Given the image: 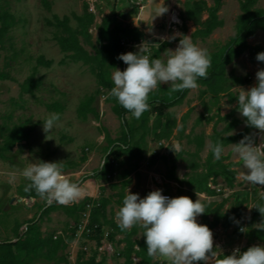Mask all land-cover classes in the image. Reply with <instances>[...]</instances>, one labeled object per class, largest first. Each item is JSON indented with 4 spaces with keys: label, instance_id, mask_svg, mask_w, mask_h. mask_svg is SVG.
I'll return each mask as SVG.
<instances>
[{
    "label": "rangeland",
    "instance_id": "rangeland-1",
    "mask_svg": "<svg viewBox=\"0 0 264 264\" xmlns=\"http://www.w3.org/2000/svg\"><path fill=\"white\" fill-rule=\"evenodd\" d=\"M199 1L166 0L168 12L155 17L154 13L160 7L157 5L160 0H0V13H8L14 22L0 44V74L4 75L0 78V148L13 136L28 135L27 140L17 143L13 150L0 154V242L16 240L18 232L25 231V223L38 218L42 213L45 200L39 198L33 202L31 198L26 197L29 182L20 175L27 165L36 160L60 162L63 173L71 182L79 185L81 196H89L96 200L95 206H99L104 199H110L107 205L108 220L113 219L116 224V213L122 206L117 195L121 192L124 182L130 183L125 193L129 189L131 193H138L143 198L148 195L149 189H159L173 197L187 196L193 202L200 197L204 211L207 210L211 197L190 186H182L180 181L188 180L192 174L191 164L205 165L211 150L208 134L212 135L214 128L221 132L226 127L225 122L218 121V113L221 116L229 114L237 106V102H231L229 96L225 95L218 104H215L212 96L202 95L205 88L199 86L194 90L189 89L184 102L173 109L165 110L162 118V124L165 125L168 115H171L177 120L179 130H173L170 137L163 140L156 137L159 130L152 131L141 143V151H136L141 155V159L134 157L129 160V153H120L117 146L109 159L114 165L112 177L95 178L94 172L105 162L106 156L111 153V149L113 150L114 142L120 143L123 139L122 123L113 110L114 103L107 100L108 94L98 93V83L90 68L83 63H74L66 59V55L61 52L54 39L56 29L50 25L55 17L60 19L68 17L71 27L77 28L74 16H82L85 4H88L96 17L95 25L90 29L93 42L97 40L98 26L102 19L116 14L124 25L137 28L144 34L141 42L151 45L150 51L155 58L161 56L166 49L175 50L178 46L180 37L174 41H169L167 37L177 32L183 33L184 25L187 31L183 34L191 36L199 27V20L203 22L208 18V12L204 11L200 19H188L187 16L193 12L195 4ZM205 1L208 7L213 6L212 0ZM240 1L223 0L219 12L223 27L216 29L207 39L197 40V44L207 49L211 55L226 46L235 36L237 19L242 13ZM135 7L138 8L136 12ZM256 8L264 10V0H259ZM174 13L180 14L181 23L171 28L169 20ZM141 42L126 47L125 54L137 52V46ZM248 43L264 48V32L257 31L248 39ZM85 48L94 53L90 46L86 45ZM40 60L51 64H39ZM126 67L124 63L118 69L123 71ZM261 68H264V62H250L248 52L231 63L227 67L228 77H249L251 80L247 86L235 85L232 93L237 95L239 88L247 90L255 86L256 73ZM32 76L39 82L38 86L33 89L32 94L23 93L21 86ZM161 87L168 88L170 85L162 84ZM156 90L157 88L149 94V99L153 98ZM92 96L95 97L93 107L97 115L89 114L87 119L83 120L78 116V109L82 102ZM55 106L62 107L63 111L59 112ZM158 108L157 104L152 106L150 126L157 120ZM53 114L59 119L54 129L50 133H45L43 121ZM186 114L189 115L185 133L181 135L182 118ZM236 116L242 124L229 135L238 134L246 128L245 119L241 117L239 111ZM203 117L206 119L200 121ZM18 129L20 131H17ZM257 131L254 129L251 133L257 137L259 136ZM201 135L206 137L205 146L197 157L192 156L197 152V146L195 143H189V137L193 139ZM176 145H180L179 151L176 150ZM232 148V144L226 147L223 155L228 157L226 164L238 165L234 168L237 172L235 186L231 188L234 193L218 195L228 199L223 208L224 214L232 210L237 199L249 197L241 218L248 223L246 235L243 237H238L234 233V225L226 230L223 227L226 222L224 219L212 230L213 249L206 255L211 256L214 252L218 258L231 255L236 248L244 252L248 247L264 244L262 239L249 237L253 230H258L255 225L264 221V215L260 213L249 227L252 211L247 207L259 203L264 206V191L262 185L253 186L242 179L241 174L246 170L242 163L238 162ZM202 171L203 169L199 172ZM172 172H175V179L169 178ZM13 173L16 176L15 180L11 178ZM124 173H129L125 179L122 177ZM211 181L210 187L226 186L222 179H217L216 185ZM81 196L76 200L80 201ZM19 199L26 201L19 202ZM202 216L203 214L197 217L200 224H203ZM209 218L210 221L213 220L212 215ZM72 225L73 220L62 209L44 216L39 222L44 238L51 235L55 239L61 235L66 238L72 236L70 232L74 229ZM143 231L140 227L134 240H141L144 237ZM110 234H116L113 241L109 239ZM80 236L81 232L77 230L76 236L68 243L66 250L59 252L58 259L66 258L68 261L60 264H78L80 258L82 261H89L93 256L97 262L103 264H125V258L121 256L125 244L120 243L125 235L119 233L117 229L111 230L110 226H105L101 245H98L96 240ZM156 261L164 262L159 257H155L154 262ZM139 262V259L134 260V264ZM34 264H56V260L47 262L40 258ZM195 264H205V261ZM207 264H214V261L209 260Z\"/></svg>",
    "mask_w": 264,
    "mask_h": 264
},
{
    "label": "trees",
    "instance_id": "trees-1",
    "mask_svg": "<svg viewBox=\"0 0 264 264\" xmlns=\"http://www.w3.org/2000/svg\"><path fill=\"white\" fill-rule=\"evenodd\" d=\"M213 6L208 7L205 0H200L195 4L193 12H189L188 19L193 20L201 17L204 11L208 12L209 16L205 21L199 20V27L191 35L192 40L197 43L198 39H207L212 33L223 27L224 23L219 18V12L223 6V0H212ZM259 0H241L240 8L241 15L237 19L236 34L224 47H221L218 52L212 54L211 67L208 69L207 79H201L198 81L200 87L205 88L202 95H210L214 98L215 104H218L222 95L229 96L231 102H237V106L227 115L221 116L218 114V121L225 122L226 127L221 131H217L210 136L211 145L215 144L222 138L224 147L231 145L232 143H238L244 135L249 134L254 128L246 127L243 131L235 135H229L233 132L242 121L237 118L238 113V101L236 94L232 93V89L235 85L246 86L251 83L249 77H228L227 67L233 63L237 58L245 53L250 54V60L254 62L258 53L264 52V48L259 46H251L248 43V39L253 37L257 31L264 32V10L256 8ZM135 12L137 7L134 8ZM77 21V28H73L70 25V19L64 17L54 18V22H50V25L56 29L54 39L59 46L62 53L66 55V59L74 63H83L88 66L91 73L95 76L98 83V93L110 92L113 87L111 75L115 68L123 66L124 62L118 60L117 57L124 51L122 42L126 41L128 44H138L143 39L144 34L137 28H133L128 25H124L120 21L118 15L105 16L100 25L98 26V36L96 42L92 41L90 29L95 25V15L90 11L88 4H85L84 14L82 16H74ZM8 13H0V44L3 43L5 36L9 33L13 26V20ZM184 34L187 31L186 25H184ZM90 46L94 53H90L85 46ZM39 64L50 65L51 63L40 60ZM4 75L0 74V78ZM38 81L34 80V76L27 79L21 86L22 92L26 94H32L33 89L38 86ZM189 90V89H188ZM188 90L173 92L170 87L162 88L157 87V90L153 93V98L149 99L150 109L143 113L140 119H135L130 113L124 109L115 98L109 97L107 100L114 103V112L121 120L123 127V139L120 143L114 142L113 150L106 156L105 162L101 167L94 172V177H105L113 175L114 165L111 163L110 156L114 154V149L118 146L120 153H129V160L134 157L141 159V155L136 151H141V143L144 142L152 131L159 130L156 134L158 140L168 139L177 126V121L168 115L165 125L162 124V118L164 111L172 109L185 100ZM95 97H89L80 105L78 109V116L85 120L89 114L97 115L96 109L93 107ZM158 105L157 120L153 126H150V114L152 112V106ZM59 112H62V107L55 106ZM189 114H186L182 118L184 128L180 129L181 135L185 133V125ZM203 117L200 121H202ZM206 119V118H205ZM246 119V118H244ZM17 131H20L19 129ZM28 135L13 136L8 140L3 147L0 148V154L4 152H10L16 146L17 143L27 140ZM206 137L204 135L196 136L191 139L189 137V143H195L197 146V152L192 156L197 157L205 146ZM123 154H119L121 156ZM157 156H155V159ZM228 157L222 155L219 161L214 160L212 151L208 155L207 161L204 166L193 163L190 166L192 174L188 177V180L180 181L181 185H187L197 189L199 192L207 193L211 197L210 204L202 216L203 225L209 226L211 230L218 227L222 219L226 220L223 227L228 230L232 225L235 226L234 233L238 237H243L246 232H241L242 227L241 218L244 212V205L248 202L249 197L244 199H237L236 205L230 212L223 213V208L226 205L228 199L225 196L218 195L209 185L210 181L213 184H217V179H222L226 186L233 188L235 186L237 172L234 170L236 164L225 162ZM203 169L200 173L199 171ZM129 173L122 175L123 179L127 178ZM170 179H175V172H172L169 176ZM130 183L124 182L121 192L117 195L120 198V202L123 203L125 196V190ZM183 190L180 192L182 193ZM256 194V193H255ZM26 197L31 199L41 198L34 189L28 188ZM110 199H104L99 206L93 207L90 215L89 228L91 233H85L84 239L96 240L98 245H101L103 239V232L105 226H110V229H117L119 233L124 234V239L120 243L125 244V248L121 254L125 258V264H134V258L140 260L138 264H165V262H154L155 257H151L147 253V246L145 243V237L141 240H134L139 232V226H133L131 230H121L113 219L108 220L107 205L110 203ZM46 202V201H45ZM93 198L89 196H81L80 201L76 200L68 205H61L56 202L45 203L42 208V213L38 218L29 220L25 223L26 229L23 233L19 230L16 240H6L0 242V264H34L35 261L43 258L45 261L50 262L56 260V264L62 262L67 263L66 258L58 259L60 251L66 250L68 243L71 242L77 234V230L80 226L83 214L86 212L87 207L93 204ZM96 205V203H95ZM259 205H261L259 203ZM262 206V205H261ZM62 209L63 212L73 220L74 229L70 230L72 236L64 237L61 235L54 238L53 235L48 238H44L39 222L44 216H48L50 213ZM210 215L213 216V220L210 221ZM260 216L258 209L252 211V215L249 220V227L251 222L256 220ZM239 221V224L235 223ZM97 227V228H96ZM116 234H110V241H113ZM249 237H256L264 241V231L253 230ZM84 253V252H83ZM82 253V254H83ZM83 257V255L81 256ZM78 261V264H103L97 262L96 257L93 256L89 261ZM196 262H194L195 264Z\"/></svg>",
    "mask_w": 264,
    "mask_h": 264
},
{
    "label": "clouds",
    "instance_id": "clouds-1",
    "mask_svg": "<svg viewBox=\"0 0 264 264\" xmlns=\"http://www.w3.org/2000/svg\"><path fill=\"white\" fill-rule=\"evenodd\" d=\"M165 2L160 0L157 4L160 7L154 13L155 17L168 12ZM177 37L180 39L175 50L166 49L159 57L152 56L151 45L147 42H141L137 52L122 53L117 57L127 67L123 71L115 68L111 75L113 87L108 95L137 120L150 109L149 94L158 86L169 84L173 92L194 90L199 87V80L208 77L211 54L195 43L192 36L177 32L166 39L174 41ZM256 59L264 62V52L258 53ZM256 80V85L250 89L239 88L236 98L239 114L246 118L245 126L264 134V68L257 71ZM58 119L53 114L43 121L45 133L54 129ZM232 145L238 162L246 170L241 174L242 179L253 186L264 185V135L257 143L256 137L249 133ZM210 147L214 160L219 161L225 152L222 138ZM176 150H180V145H176ZM20 175L29 182L28 188L34 189L49 204L68 205L82 194L79 185L63 173L60 162L36 160ZM11 178L15 180V173ZM247 207L249 210L256 208L264 215V206ZM204 213L200 197L193 202L187 196L167 197L158 189L141 198L128 189L116 213V222L121 230L141 227L148 255L161 258L165 264L199 261L207 264L209 260L214 264H264V244L248 247L244 252L236 248L231 255L219 258L214 252L211 256L206 255L213 249V232L209 226L197 221ZM234 222L239 224V221ZM255 227L264 231V221ZM240 231L246 232V228L241 227Z\"/></svg>",
    "mask_w": 264,
    "mask_h": 264
},
{
    "label": "built area",
    "instance_id": "built-area-1",
    "mask_svg": "<svg viewBox=\"0 0 264 264\" xmlns=\"http://www.w3.org/2000/svg\"><path fill=\"white\" fill-rule=\"evenodd\" d=\"M180 23H181L180 14H178V13H176V14H175V13L172 14L171 19L169 20V26H170L171 28H175V27L179 26ZM122 46L126 49V47L131 46V44H128L126 41H123V42H122ZM125 49H124V50H125ZM122 53H125V52L123 51ZM122 53H121V54H122ZM261 135H262V134L259 133V136L256 137L257 143L260 142V137H261ZM111 177H112V175H109V176H108V178H111ZM211 188L214 189V190L217 192V194L227 195V194H233V193H234V192L231 190V188H229V187H227V186L217 185V186H211ZM261 188H262L263 191H264V185H262ZM151 191H154V190H153V189H149L148 194H149ZM162 194L165 195V196H167V197H173L172 195L167 194V193H163V192H162ZM93 201H94L93 204L88 206L86 212H85V213L83 214V216H82V219H83V220H82V223L80 224V226H79V228H78V232H81V236H80V238H82L83 235H84L85 233L88 234V233H91V232H92V230L89 228V222H90V215H91L92 206L94 207V206H95V203H96V200H93ZM253 210H256V208L251 209V211H253ZM241 223H242V227H243V228H246L248 222H247L244 218L241 219ZM96 228H97V227H96ZM134 260L136 261V260H138V259L135 258Z\"/></svg>",
    "mask_w": 264,
    "mask_h": 264
},
{
    "label": "crops",
    "instance_id": "crops-1",
    "mask_svg": "<svg viewBox=\"0 0 264 264\" xmlns=\"http://www.w3.org/2000/svg\"><path fill=\"white\" fill-rule=\"evenodd\" d=\"M243 55H244V54H243ZM241 56H242V55H241ZM241 56H240V57H241ZM240 57H239V58H240ZM249 58H250V54H249ZM237 59H238V58H237ZM250 62H251V60H250ZM255 62H257V60H255V61L252 62V63H255ZM246 86H247V85H246ZM225 95H226V94H223L222 97H224ZM185 99H186V98H185ZM183 102H184V101H183ZM181 104H182V103H181ZM181 104H180V105H181ZM178 106H179V105H178ZM176 107H177V106H176ZM174 108H175V107H174ZM172 109H173V108H172ZM169 110H170V109H169ZM218 114H219V113H218ZM176 121H177V120H176ZM179 128H180V127H178V123H177V126H176L175 129H178V130H179ZM181 128H184L183 123H182V127H181ZM185 128H186V125H185ZM175 129H174V130H175ZM214 130H215V128H214ZM214 130H213V133H214ZM258 131H259V130H258ZM258 131H257V132H258ZM259 133H260V132H258L257 134H259ZM208 136H209V139H210L211 134H208ZM255 137H256V136H255ZM209 139H208V140H209ZM232 144H233V143H232ZM210 146H211V141L209 140V148H210ZM227 147H228V146H227ZM235 163H236V162H235ZM32 200H33V202L36 201V199H32ZM14 241H15V240H14Z\"/></svg>",
    "mask_w": 264,
    "mask_h": 264
},
{
    "label": "water",
    "instance_id": "water-1",
    "mask_svg": "<svg viewBox=\"0 0 264 264\" xmlns=\"http://www.w3.org/2000/svg\"><path fill=\"white\" fill-rule=\"evenodd\" d=\"M18 201H19V202H22V201H26V200H24V199H19Z\"/></svg>",
    "mask_w": 264,
    "mask_h": 264
}]
</instances>
